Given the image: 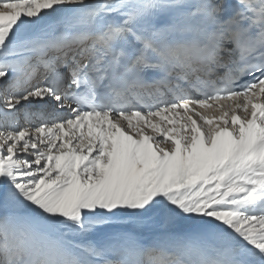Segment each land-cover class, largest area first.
I'll return each mask as SVG.
<instances>
[{
	"label": "snow or ice",
	"instance_id": "1",
	"mask_svg": "<svg viewBox=\"0 0 264 264\" xmlns=\"http://www.w3.org/2000/svg\"><path fill=\"white\" fill-rule=\"evenodd\" d=\"M0 264H264V0H0Z\"/></svg>",
	"mask_w": 264,
	"mask_h": 264
}]
</instances>
